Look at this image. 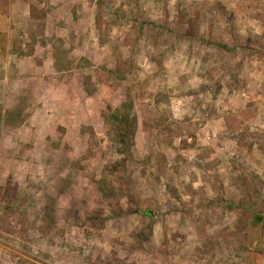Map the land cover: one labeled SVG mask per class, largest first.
I'll return each mask as SVG.
<instances>
[{
  "label": "rangeland",
  "instance_id": "1",
  "mask_svg": "<svg viewBox=\"0 0 264 264\" xmlns=\"http://www.w3.org/2000/svg\"><path fill=\"white\" fill-rule=\"evenodd\" d=\"M248 134L264 0H0V264H264L223 238L240 176L264 202Z\"/></svg>",
  "mask_w": 264,
  "mask_h": 264
},
{
  "label": "trees",
  "instance_id": "2",
  "mask_svg": "<svg viewBox=\"0 0 264 264\" xmlns=\"http://www.w3.org/2000/svg\"><path fill=\"white\" fill-rule=\"evenodd\" d=\"M189 36H195V29H190ZM129 103H122L119 107H116L108 115L113 127L115 128V136L117 142H123L122 138L126 135L132 137L134 131V125L128 117ZM8 115V114H7ZM128 131V133H127ZM239 145L246 146L247 150H252L254 146H257L259 150L264 153L263 140L257 135L248 134L241 136V139H237ZM124 148L118 153H127L129 145L123 144ZM240 189V196L237 200L235 208L238 210L237 218L233 224V228L226 232L223 237L226 244H232V239L247 228L260 229V237L264 240V202H259L258 192L251 186L246 176H240L238 178ZM231 207V206H230ZM144 214H150V211L143 212Z\"/></svg>",
  "mask_w": 264,
  "mask_h": 264
},
{
  "label": "crops",
  "instance_id": "3",
  "mask_svg": "<svg viewBox=\"0 0 264 264\" xmlns=\"http://www.w3.org/2000/svg\"><path fill=\"white\" fill-rule=\"evenodd\" d=\"M21 89V88H20ZM17 94V93H16Z\"/></svg>",
  "mask_w": 264,
  "mask_h": 264
}]
</instances>
